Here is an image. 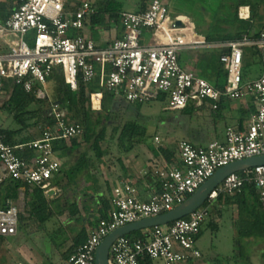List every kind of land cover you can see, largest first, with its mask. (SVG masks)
I'll use <instances>...</instances> for the list:
<instances>
[{
  "label": "built area",
  "instance_id": "1",
  "mask_svg": "<svg viewBox=\"0 0 264 264\" xmlns=\"http://www.w3.org/2000/svg\"><path fill=\"white\" fill-rule=\"evenodd\" d=\"M67 3L68 0H22L12 15L0 22V37L14 36L9 49L0 52V106L7 80L23 85L37 98H48L47 79L54 68H59L73 89L77 88L79 79L96 80L100 87L119 93L132 103H148L163 97L170 110H182L190 102L205 101L216 110L223 98H251L256 107L243 128H226L223 141L213 140L198 146L180 140L181 166L173 163L156 167L161 190L149 200L139 199L131 178L117 181L109 215L99 219L87 240L68 259L69 264H96L97 248L111 231L172 210L222 166L264 155V29L257 36L251 32L243 33L238 39L209 41L189 15H173L166 1L152 0L143 11L122 10L121 36L102 46L81 33L86 20L96 12L94 3L81 1L75 11L67 10ZM238 14L250 18L249 12L247 16L241 14V8ZM31 31H35L33 46L25 40ZM247 47L257 50L262 73L255 80L243 82ZM207 49L222 51L220 61L227 72V83L222 87L181 63L183 52ZM95 94L90 96L92 106ZM51 109L55 124L47 125L41 137L29 143L10 145L0 133V182L14 179L38 185L48 199L61 191L53 184L54 174L61 169V162L54 157V141L84 133L80 123L66 122L61 102L53 101ZM154 140L160 143L158 136ZM23 147L36 150L38 155L31 159L19 155L16 150ZM247 182L256 185L264 203V165L231 173L209 195L206 201L209 204L188 216L143 229L141 237L117 238L110 248L109 264H183L192 257H200L196 242L202 223L210 217L211 202L220 194L240 191ZM18 224L19 208L7 199L0 208V235H15Z\"/></svg>",
  "mask_w": 264,
  "mask_h": 264
},
{
  "label": "trees",
  "instance_id": "2",
  "mask_svg": "<svg viewBox=\"0 0 264 264\" xmlns=\"http://www.w3.org/2000/svg\"><path fill=\"white\" fill-rule=\"evenodd\" d=\"M84 1V0H83ZM152 1V0H151ZM150 1V2H151ZM22 0H6L0 6V20H7L12 13L20 6ZM80 1L75 4L66 5V9L75 11ZM264 4V0H256V3L240 0L234 7V12L226 19L227 21L249 22L242 28H238L233 32H220L215 28L218 35L205 34L209 41H225L238 39L243 33L254 32L257 36L263 30H256L250 23L254 21V15L257 12L258 5ZM96 12L86 20V26L92 29L99 27H109L112 20L119 22L120 13L123 10V1L121 0H97L94 3ZM149 5V4H148ZM242 5L250 7V18L242 19L238 15V9ZM148 6L145 0H141L140 10L143 11ZM221 33V34H220ZM219 54L217 64L220 63L224 69L223 63L220 61L221 50H216ZM258 53V52H257ZM259 55V54H258ZM260 58V57H259ZM49 97L40 99L35 96L33 91L28 92L23 85L16 84L12 80H7L4 85L5 97L0 106V133L5 136V141L10 145H18L28 143L39 138L47 125L55 124V116L51 109L53 101L62 103V111L67 123H80L84 128V133L80 136L68 139H57L54 141V147L67 151L72 147L73 150L79 149L80 138L87 143V147L80 154V165L97 172L100 168V160L110 152L124 154L134 149V147L144 140L147 136L146 122L140 120L128 119L124 123L118 120V113L112 109V101L115 97L114 92L99 86L96 80L84 82L79 79L78 86L73 89L70 84L65 81L64 75L59 68H54L47 79ZM224 84L216 83L217 87ZM36 87V86H35ZM96 92L103 93L101 109L94 110L91 105V94ZM162 99H164L162 97ZM220 102L219 106H222ZM254 105V100L250 103ZM193 108L190 102L183 111ZM220 109V108H219ZM252 111L255 108L252 107ZM173 147H178L175 143ZM21 156L28 159L34 158L38 152L34 149L27 148L25 150H16ZM89 153H92L89 154ZM5 185L8 196L16 198L20 186H26L25 192V211L28 216L19 214V229L29 227L46 230L47 224L55 216L50 202L45 197L40 186L34 184H25L21 181L9 179L0 182ZM111 201V200H110ZM108 199L102 203L104 216L107 217L111 211L112 205ZM209 204L206 202L205 205ZM210 217L202 223L201 231L198 237L209 228L211 231L220 229L221 221L227 210H230L233 218V227L237 232L235 244L240 248V253H235L229 260H233L234 264H247L250 260L253 246L260 242L264 243V203L260 199L258 189L254 183H246L240 191L234 194H220L210 205ZM77 211L72 210V214ZM61 227L54 230V234L58 235ZM47 234L51 232L47 231ZM128 234L132 238L143 236V230ZM51 233V235H53ZM60 234V233H59ZM63 234V233H62ZM84 234V232L80 233ZM82 236V235H79ZM79 236L75 238V244L84 243ZM54 238V236L52 237ZM57 247L59 245L53 241ZM76 248V247H75ZM71 246L65 253L64 257H69L74 253ZM243 260V261H242ZM151 263V261H148Z\"/></svg>",
  "mask_w": 264,
  "mask_h": 264
},
{
  "label": "crops",
  "instance_id": "3",
  "mask_svg": "<svg viewBox=\"0 0 264 264\" xmlns=\"http://www.w3.org/2000/svg\"><path fill=\"white\" fill-rule=\"evenodd\" d=\"M5 1L0 0V6ZM243 7L248 8L247 14L243 16H247L248 12L250 16L249 6L242 5L239 9L241 8L242 10ZM0 22H3V20H0ZM96 32L98 37L94 39V33ZM71 33L74 32L72 31ZM81 33L91 36L99 45L104 46L115 37L121 36V26L119 22L112 20L109 27L92 29L86 26ZM6 37L7 35L0 37V52L7 51L13 39L7 40ZM185 52L187 53L188 51ZM185 52L181 55L182 65L194 70L198 74L194 58L192 57L193 61H185ZM189 52H194V50H189ZM212 78L214 79L212 81H215L214 83L211 82L213 85L216 86V83H220L218 74H212ZM45 88L48 90L47 84ZM96 93L101 94V97L98 101H95V105L92 108L99 110L102 105L103 93ZM114 94L112 109L115 112L118 113L120 110L125 112L135 110L137 112L136 117L132 120L138 119L142 121L146 117H142V106L149 105L151 102L132 103L127 101L121 94L115 92ZM251 100L253 99L233 100L223 98L220 101H223L222 106H219L220 109L216 110L211 108L209 101H205L202 104L192 102L193 108H189L186 111H183V109L179 110L183 112L182 115L172 121L175 122V125H178V128L181 127L184 133L187 132L184 136L181 137L176 134L177 138H173V140L168 138V134L165 138H160V135L155 133L154 138L158 136L160 143H156L154 139L151 141V138L147 140L146 136L143 141L138 143L128 153L115 154L114 152H110L101 158L100 168L97 172L90 170L85 164L80 165V154L87 147V143L82 138L79 140L81 148L76 150H73L72 147L68 151L67 149H56L53 145L54 157L61 162L60 171L54 174L53 184L61 191L52 199L47 198L55 216L47 224L46 230L52 233L60 226L61 230L58 232L60 236L54 233H52V236L57 237L58 241L65 239L57 243L59 247L55 243L48 246L46 238L51 236V233L48 236L46 230L43 229L32 227L19 229L18 227L15 235H0V264H69L68 259L64 257V253L71 246L76 247L74 249L76 250L81 245L76 246V237L82 235L79 236V239L81 238L80 240L86 241L90 232L97 227L99 219L105 214L102 203L105 199L111 200L113 186L117 181L126 177L131 178L137 189L139 199L144 201L149 200L153 194L161 190L160 181L155 173L156 167L158 165L163 166L173 163L181 166L179 149L178 147H173L175 143L178 144L180 140H188L195 145L203 146L213 140L223 141L228 126L241 129L248 123L252 114L255 113V101L252 106L250 104ZM166 106L167 104H165L164 110L177 111L167 109ZM252 107L255 108V111L251 110ZM188 132L191 134L189 133L188 135ZM25 149L27 147L19 150ZM89 154L92 155V153ZM25 192L26 186L22 185L18 189V196L12 198L8 196L5 185H0V208L6 204L7 199H10L19 208V214L28 216V213L25 211ZM72 210L77 211V213L72 214ZM82 232L84 234H80ZM236 236L237 232L234 229V239ZM199 237H197V240ZM197 242L196 246L201 252L200 257H192L183 264H217V261L214 262L215 258L211 259L204 256ZM260 244H263L262 247L256 249V246ZM254 254L256 255V260H253ZM247 264H264L263 242L253 246L250 260Z\"/></svg>",
  "mask_w": 264,
  "mask_h": 264
},
{
  "label": "rangeland",
  "instance_id": "4",
  "mask_svg": "<svg viewBox=\"0 0 264 264\" xmlns=\"http://www.w3.org/2000/svg\"><path fill=\"white\" fill-rule=\"evenodd\" d=\"M82 0H68L69 4H75ZM92 3L97 2V0H88ZM123 1V10L137 12L140 8L141 0H121ZM151 0H145V5L148 6ZM168 3L171 13L173 15L183 13L189 15L195 22L198 31L201 34H212L214 36L218 35L215 28H218L220 32H233L239 27L242 28L247 25L249 22H238L231 21L228 19L232 12H234V7L240 0H164ZM247 2L256 3V0H244ZM257 12L254 15L253 23H250L254 29L260 30L264 28V4L258 5ZM73 31V30H72ZM35 31L29 32L25 36L26 42L33 46ZM221 34V33H220ZM97 32L94 33V39H97ZM7 40L14 38L12 35H7ZM218 52L214 49L207 50H194V52H185V61L192 60L196 62V71L198 74L210 82L214 83L212 80V74H218L220 78V84L227 83V73L224 72L221 64H217ZM191 58V59H190ZM188 68V67H186ZM262 73V65L260 62L259 55L257 50L253 47H247L245 49L243 66H242V75L243 82L252 81L257 79ZM240 100V99H239ZM165 104L167 101L161 99L160 101L151 102L149 105L142 106L141 114L142 117H145L142 122H146L147 125V140L148 138L154 139V134L157 133L160 135V138H165L168 134V138L173 139L178 136H184L186 133L181 130V127L178 128V125H175V122H172L173 119L182 115L183 112L177 111H168L164 110ZM135 110L118 112V120L124 123L128 119H135L136 117ZM177 132V133H176ZM190 132H188L189 135ZM191 134V133H190ZM174 140V139H173ZM176 141V140H175ZM141 230L134 231L139 233ZM133 233V232H132ZM50 234H48L49 236ZM60 236V235H58ZM53 236L47 237V245L50 246L58 241ZM198 245L200 246L204 256L206 258H215L214 262L217 264H234L233 260H229L232 255L240 253V248L236 246L234 239V228H233V218L230 210H227L224 214V217L221 221L220 229L217 231H211L209 228L205 229L204 233L197 240ZM263 244L256 246V249H260ZM253 260H256V255L254 254ZM243 261V260H242ZM261 262V261H260ZM157 263V261H154ZM243 264V263H242Z\"/></svg>",
  "mask_w": 264,
  "mask_h": 264
},
{
  "label": "water",
  "instance_id": "5",
  "mask_svg": "<svg viewBox=\"0 0 264 264\" xmlns=\"http://www.w3.org/2000/svg\"><path fill=\"white\" fill-rule=\"evenodd\" d=\"M257 165H264V155L236 160L222 166L214 173L213 176L207 179V181L204 182L195 193L190 195L183 203L177 205L172 210L153 217H147L128 223L111 231L106 237H104L97 248L96 264H109L110 248L117 238L128 235L134 231L167 224L176 219L188 216L206 203L212 191H214L229 174Z\"/></svg>",
  "mask_w": 264,
  "mask_h": 264
},
{
  "label": "bare ground",
  "instance_id": "6",
  "mask_svg": "<svg viewBox=\"0 0 264 264\" xmlns=\"http://www.w3.org/2000/svg\"><path fill=\"white\" fill-rule=\"evenodd\" d=\"M247 11H248V8H247V7H243L242 10H241L242 15H246V14H247ZM99 99H100V96L97 95V94H95V95H94V100H95V101H98Z\"/></svg>",
  "mask_w": 264,
  "mask_h": 264
}]
</instances>
